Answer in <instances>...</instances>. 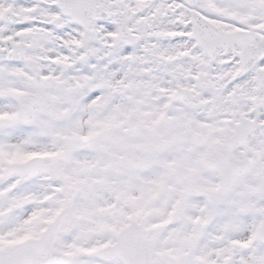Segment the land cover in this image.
<instances>
[{"label":"snow or ice","instance_id":"obj_1","mask_svg":"<svg viewBox=\"0 0 264 264\" xmlns=\"http://www.w3.org/2000/svg\"><path fill=\"white\" fill-rule=\"evenodd\" d=\"M0 264H264V0H0Z\"/></svg>","mask_w":264,"mask_h":264}]
</instances>
